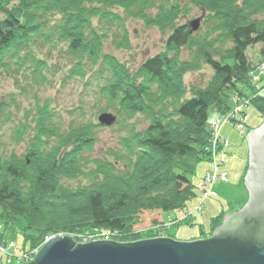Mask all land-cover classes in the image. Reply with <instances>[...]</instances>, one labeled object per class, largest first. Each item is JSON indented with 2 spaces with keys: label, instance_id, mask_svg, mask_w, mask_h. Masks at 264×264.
Returning a JSON list of instances; mask_svg holds the SVG:
<instances>
[{
  "label": "trees",
  "instance_id": "obj_1",
  "mask_svg": "<svg viewBox=\"0 0 264 264\" xmlns=\"http://www.w3.org/2000/svg\"><path fill=\"white\" fill-rule=\"evenodd\" d=\"M186 2L202 7L210 13L209 19L217 20L213 33L219 34L220 39L216 37L215 42H230L228 50L219 51L211 45L209 39L214 36L195 38L189 26L177 25L180 15L187 13V5L181 2L1 0L0 74L11 73L17 66L19 73V68L30 62L42 75L45 61L36 56L32 46H37L39 39L57 36L81 66L87 61L106 65L108 75L103 92L127 113L118 110L119 123L139 114L149 120L144 131L132 129L122 140L125 154L114 153V162L96 161V168L86 174L82 158L94 149L96 130L101 125L87 123L63 130L51 110L37 108L26 155L4 157L0 152V208L7 222L25 220V238L31 248L44 236L83 228L136 234L134 240L139 241L142 235L137 231L155 225L165 213L187 207L198 196L190 176L196 165L206 160L204 149L210 140L208 123L212 110L229 112L235 95L248 99V105L253 104L264 118V97L252 82L247 58V50L258 44L263 46L264 55V17H253L263 15L264 0ZM56 13L63 15V21L51 25ZM122 14L163 32L172 29L167 47L176 54L165 52L149 58L139 72V76L146 75L155 83V89L151 84L138 83L115 58L103 54L104 40L110 36L117 49L130 48ZM94 19L99 26L91 23ZM114 25L119 34H110ZM183 48L196 49L197 59L209 65L215 74L207 87L192 88L189 99L185 98L188 91L184 77L199 64L181 62L179 53ZM80 70L78 66L77 71ZM4 110L0 104V112ZM22 126L19 142L29 134L30 125ZM1 145L0 141V149ZM240 160L243 167L239 173L245 176L247 160ZM119 166L124 168L120 170ZM79 176H91L93 184L77 190L62 184L64 179ZM243 203H247V198ZM221 218L212 220L217 225L213 229L211 224V231L220 225Z\"/></svg>",
  "mask_w": 264,
  "mask_h": 264
},
{
  "label": "rangeland",
  "instance_id": "obj_2",
  "mask_svg": "<svg viewBox=\"0 0 264 264\" xmlns=\"http://www.w3.org/2000/svg\"><path fill=\"white\" fill-rule=\"evenodd\" d=\"M172 2H181V5H187V13L181 14L177 25H187L202 17L200 29L191 33L195 38L206 37L208 34L214 36L209 41L219 51H226L231 47V43L215 42V38L219 34L214 32V23L216 19L211 17L208 11H203L202 7L194 6L186 2V0H171ZM1 2V0H0ZM2 6V5H1ZM6 9L5 6L2 7ZM123 15V14H122ZM60 13H56L52 19V23H60L63 21ZM125 16L124 24L129 32L130 48L117 49L113 43L112 36L104 40L103 54L110 55L115 58L121 65L128 69L130 75L136 78L138 83L151 84L153 89L156 85L150 81L148 76H139L142 65L149 58L155 57L161 53H169L175 55L176 52H169L167 40L171 35L172 29L163 32L156 27H148L142 20L133 19ZM254 18H262L263 15L253 16ZM98 20L94 19L93 24L97 26ZM99 26V24H98ZM119 29L114 25L110 34H119ZM114 37V35H113ZM206 39V38H205ZM204 39V40H205ZM203 40V41H204ZM213 46V47H214ZM263 46L258 44L247 50V58L251 65L250 77L254 85L261 89L260 95L264 97V55L261 50ZM36 56L45 61V66L41 71L42 75H38L35 66L27 62L19 68L13 67L11 73L0 74V104H3L5 110L0 112V152L4 157H10L15 154L18 157L26 155L30 135L33 134L34 115L37 108L47 107L55 115V122L61 126L63 130L80 124L94 123L99 124L98 118L103 113H111L117 117V122L111 127L102 126L96 130V143L92 151L85 153L82 161L83 169L87 174L96 168V161L114 162V153L121 152L125 154L122 146V140L128 137L132 129L136 131H144L149 126V120L144 114L125 118L119 123V111H121L118 103L111 102L103 90L107 83L108 71L106 65L101 61L92 64L89 61L81 64L76 60L67 48V45L60 42L57 36L48 40L39 39L36 46H32ZM179 53V52H178ZM181 62H198L197 69L188 72L184 77V84L187 87L188 94L186 99L191 98V89L205 88L209 82L214 79L213 69L205 64L201 59H197L198 51L193 48H183L179 53ZM217 58V55L215 56ZM81 69L77 71V67ZM152 88V87H151ZM244 90V89H243ZM241 91L245 95H249L248 91ZM233 109L223 114L215 110L211 111L208 123L210 132V140L205 145L206 160L196 165L194 173L190 176L191 182L196 185L197 194L187 207L168 212V221L162 227L173 228L169 231V235L175 239L188 241L185 239L196 238L190 241L208 239L213 236L212 233L222 226L225 212L238 211L244 206L242 201L249 198L245 190V176L240 175V169L243 167L241 158L247 160V141L246 137L251 130L260 127L264 121L253 104L248 105V99H240L238 96L232 95ZM105 110V112L103 111ZM122 114L127 115L124 111ZM246 113V114H245ZM247 116V119H246ZM244 123L243 125H241ZM22 124L30 125L28 133L23 136V141L17 140L18 133L22 129ZM226 146L224 149L222 145ZM120 170L124 167L119 166ZM217 173L216 180H222V175L227 174V179L216 183L212 187V191L206 195L199 187L205 188L209 175ZM62 184L68 189L77 190L79 188L88 187L93 184L91 176H79L76 179H64ZM215 187V189H214ZM76 213V211L74 210ZM76 214L72 217L74 218ZM218 216L220 225L213 229L217 222L212 220ZM212 224V225H211ZM0 247L3 241L7 242L8 254L18 255L22 252L26 243L24 219L19 218L15 222H7L6 214L0 208ZM72 229V226H67ZM66 227V228H67ZM156 226L145 229L144 233H163L156 230ZM143 233V232H142ZM139 235V234H138ZM143 235V236H141ZM39 235L36 234L37 238ZM71 236L74 241H80V244H88L90 242L108 239V242L115 243H133L135 235L121 234L118 231L101 230L96 228H87L71 232L58 233L44 236L37 245L31 244L30 252L27 254L29 260L33 261L40 251L41 247L47 244V238ZM135 236V237H134ZM142 238L144 234L140 233ZM176 236V237H175ZM156 238V237H155ZM138 239V240H140ZM149 239V238H148ZM3 240V241H2ZM126 241V242H125ZM189 242V241H188ZM32 252V254H31ZM4 255V254H3ZM24 259V258H23ZM22 259V260H23ZM22 260L17 264H20ZM17 258H10L9 255L2 257L0 255V264H16Z\"/></svg>",
  "mask_w": 264,
  "mask_h": 264
},
{
  "label": "water",
  "instance_id": "obj_3",
  "mask_svg": "<svg viewBox=\"0 0 264 264\" xmlns=\"http://www.w3.org/2000/svg\"><path fill=\"white\" fill-rule=\"evenodd\" d=\"M201 21L202 17L188 24L191 33L200 29ZM98 121L111 127L117 117L103 113ZM246 140L248 201L240 211L225 212L222 226L212 237L189 242L169 237L133 243L104 239L88 244L71 236L47 238L34 261L26 264H264V121Z\"/></svg>",
  "mask_w": 264,
  "mask_h": 264
},
{
  "label": "bare ground",
  "instance_id": "obj_4",
  "mask_svg": "<svg viewBox=\"0 0 264 264\" xmlns=\"http://www.w3.org/2000/svg\"><path fill=\"white\" fill-rule=\"evenodd\" d=\"M244 123H242L241 125H243ZM214 189H215V187H214ZM245 190H246V193L248 194V190L245 188ZM242 208H239L238 209V211H240ZM168 215H170V214H167V213H165L164 215H163V217H162V219L160 220V221H157V223L154 225V226H156V230H159V231H164L163 233H155V231L154 232H151V233H144V232H146L145 230H140V231H137V233H141V234H144V237H147V239L149 238V239H152V238H163V237H169V238H172L170 235H169V231H171L173 228H167V230L168 231H166V230H164L162 227H164V225L167 223V221H168ZM171 216V215H170ZM26 227V226H25ZM0 229H2V226H0ZM143 232V233H142ZM216 231H214V233H215ZM0 233H1V230H0ZM214 233H212V234H214ZM147 235V236H146ZM143 236V235H142ZM176 237V236H175ZM172 239H174V240H176V241H181L182 242V240H179L180 238H177V239H175L174 237L172 238ZM3 241V240H2ZM26 243L27 244H29V242H27V240H26ZM7 246H8V244H7V242H5V240L3 241V245L0 247V255H2V257L3 256H7V255H9L10 256V258L12 257V258H17V260L18 261H16V264L17 263H19L20 261L19 260H22L23 258V260L21 261V263L20 264H26V261H28L29 260V256L27 255L30 251V247L28 246V245H24L23 246V248H22V252L20 253V254H18V255H10V254H8V248H7ZM40 252V251H39ZM38 252V253H39ZM4 254V255H3ZM31 254H32V252H31ZM38 254H36V255H33V256H37ZM34 257V258H35ZM26 260V261H25ZM34 261V260H33ZM29 262H32V261H29Z\"/></svg>",
  "mask_w": 264,
  "mask_h": 264
},
{
  "label": "built area",
  "instance_id": "obj_5",
  "mask_svg": "<svg viewBox=\"0 0 264 264\" xmlns=\"http://www.w3.org/2000/svg\"><path fill=\"white\" fill-rule=\"evenodd\" d=\"M222 147L225 149L226 148V146H225V144L224 145H222ZM216 177H217V173L215 172L213 175H209V177H208V179H207V181H206V183L208 184V185H206V187L205 188H201V187H199L206 195H208L211 191H212V187L216 184V183H219V182H222V181H224V180H226L227 179V174H223L222 175V180L220 179L219 181H217L216 180Z\"/></svg>",
  "mask_w": 264,
  "mask_h": 264
},
{
  "label": "flooded vegetation",
  "instance_id": "obj_6",
  "mask_svg": "<svg viewBox=\"0 0 264 264\" xmlns=\"http://www.w3.org/2000/svg\"><path fill=\"white\" fill-rule=\"evenodd\" d=\"M247 141V140H246ZM247 147H248V149H247V153H248V155H247V166H248V169H249V166H250V163H249V144H248V142H247ZM242 159V158H241ZM248 171V170H247Z\"/></svg>",
  "mask_w": 264,
  "mask_h": 264
},
{
  "label": "crops",
  "instance_id": "obj_7",
  "mask_svg": "<svg viewBox=\"0 0 264 264\" xmlns=\"http://www.w3.org/2000/svg\"><path fill=\"white\" fill-rule=\"evenodd\" d=\"M263 95H264V91H263ZM192 239H198V237H196V238H189V239H185V240L190 241V240H192Z\"/></svg>",
  "mask_w": 264,
  "mask_h": 264
}]
</instances>
